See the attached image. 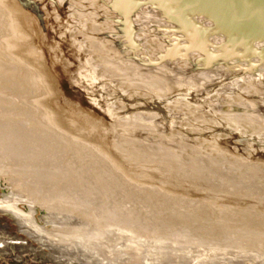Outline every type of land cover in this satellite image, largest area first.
<instances>
[{
	"label": "rangeland",
	"instance_id": "rangeland-1",
	"mask_svg": "<svg viewBox=\"0 0 264 264\" xmlns=\"http://www.w3.org/2000/svg\"><path fill=\"white\" fill-rule=\"evenodd\" d=\"M135 1L0 0V264H264V0Z\"/></svg>",
	"mask_w": 264,
	"mask_h": 264
},
{
	"label": "bare ground",
	"instance_id": "bare-ground-1",
	"mask_svg": "<svg viewBox=\"0 0 264 264\" xmlns=\"http://www.w3.org/2000/svg\"><path fill=\"white\" fill-rule=\"evenodd\" d=\"M133 0H131V2H132ZM152 1V0H151ZM167 1V0H166ZM165 1V2H166ZM122 2V1H121ZM120 1L118 2V3H121ZM124 2V1H123ZM134 2H136L135 0H134ZM155 2V1H154ZM163 2H164V0H163ZM133 3V2H132ZM132 3H130V6H131V4ZM156 3V2H155ZM157 3H159V2H157ZM162 3V2H161ZM168 4V3H167ZM85 5V4H84ZM125 5V4H124ZM90 6V5H89ZM120 6V5H119ZM156 6V5H155ZM118 8V7H117ZM122 8V7H121ZM120 8V9H121ZM124 8V7H123ZM158 8V7H157ZM171 8V7H170ZM125 9V8H124ZM113 10V9H112ZM126 10V9H125ZM128 10V9H127ZM121 11V10H120ZM124 13H126V12H124ZM160 13V12H159ZM158 13V14H159ZM172 14V13H171ZM151 17H152V14H151ZM157 17V16H156ZM154 18V17H153ZM154 21V20H153ZM127 24V23H126ZM157 24V23H156ZM158 25V24H157ZM184 25H186V24H184ZM183 24H182V26H184ZM124 26H126V25H124ZM123 26V27H124ZM128 26V25H127ZM156 26V25H155ZM129 27V26H128ZM185 27V26H184ZM187 28H188V26H186ZM185 27V28H186ZM190 27V26H189ZM144 28V27H143ZM147 28V27H146ZM182 29V28H181ZM122 30V29H121ZM126 30H128V29H126ZM153 30V29H152ZM172 30V29H171ZM185 30H187V31H189L188 29H185ZM124 31V30H123ZM155 31V30H154ZM177 31V30H176ZM184 31V30H183ZM186 31V32H187ZM150 32V31H149ZM156 32V31H155ZM131 33V32H130ZM152 33H153V31H152ZM149 34V33H148ZM151 34V33H150ZM177 34V33H176ZM184 34V33H183ZM121 35H122V33H121ZM130 35V34H129ZM128 35V36H129ZM186 35V34H185ZM126 37V36H125ZM156 39V38H155ZM91 40V39H90ZM123 40V39H122ZM112 41V40H111ZM117 41V40H116ZM125 41V40H124ZM127 41H129V40H127ZM124 43V42H123ZM132 43V42H131ZM161 43V42H160ZM172 43H174V42H172ZM92 45V44H91ZM153 45H154V43H153ZM125 46V45H124ZM171 46V45H170ZM176 46V45H175ZM91 47V46H90ZM132 47H133V45H132ZM136 47V46H135ZM153 48V47H152ZM152 48L150 49V50H152ZM126 49V48H125ZM159 49V48H158ZM130 50V49H129ZM160 50V49H159ZM94 51V50H93ZM113 51V50H112ZM138 53V52H137ZM97 54V53H96ZM99 54V53H98ZM114 55V54H113ZM206 55V54H205ZM94 56V55H93ZM98 56V55H97ZM120 57V56H119ZM127 57H128V55H127ZM206 58V57H205ZM96 59V58H95ZM126 59V58H125ZM128 59V58H127ZM95 61V60H94ZM93 61V62H94ZM103 63V62H102ZM130 63V62H129ZM96 64H97V62H96ZM226 64V63H225ZM140 67V66H139ZM99 69V68H98ZM178 72V71H177ZM156 73V72H155ZM163 74H165V73H163ZM158 75V74H157ZM172 75V74H171ZM159 76V75H158ZM165 76V75H164ZM166 76H168V75H166ZM178 77V76H177ZM158 78V77H157ZM159 78H160V76H159ZM165 78V77H164ZM171 78V77H170ZM249 79V78H248ZM167 80V79H166ZM154 81V80H153ZM249 81H250V79H249ZM145 82V81H144ZM247 82V81H246ZM136 84V83H135ZM252 84V83H251ZM145 85V84H144ZM236 85V84H235ZM247 85V84H246ZM258 85V84H257ZM188 86V85H187ZM244 86H245V83H244ZM248 86V85H247ZM252 86V85H251ZM144 87H146V86H144ZM229 87H232V86H229ZM238 87V86H237ZM186 88V87H185ZM234 88V87H233ZM244 88V87H243ZM254 88V87H253ZM258 88V87H257ZM230 89V88H229ZM236 89H238V88H236ZM247 89H249V88H247ZM183 90V89H182ZM233 90V89H232ZM243 90H245V89H243ZM242 90V91H243ZM184 91V90H183ZM182 91V92H183ZM229 91V90H228ZM235 91V90H234ZM176 92V91H175ZM186 92H188V91H186ZM247 92V91H246ZM264 92V91H263ZM190 93V92H189ZM229 93V92H228ZM253 93H255V91H253ZM252 93V94H253ZM161 94H163L162 92H161ZM165 94V93H164ZM174 94V93H173ZM181 94V93H180ZM224 94H226V93H224ZM234 94V93H233ZM263 94V93H262ZM246 95H248V94H246ZM256 95H258L257 93H256ZM162 96V95H161ZM172 96H174V95H172ZM223 96H225V95H223ZM238 96H240V95H238ZM190 97V96H189ZM226 97V96H225ZM230 97H231V94H230ZM241 97V96H240ZM175 98V97H174ZM234 97H232V99H233ZM170 99V98H169ZM219 99H221V98H219ZM218 99V100H219ZM228 99H230V98H228ZM236 99H238V98H236ZM161 100V99H160ZM231 100V99H230ZM257 100V99H256ZM174 101V100H173ZM220 101V100H219ZM226 101V100H225ZM229 101V100H228ZM234 101V100H233ZM182 102H184V101H182ZM182 102H180V103H182ZM235 102V101H234ZM238 102V101H237ZM258 102V101H257ZM157 103V102H156ZM172 103V102H171ZM227 103V102H226ZM231 104H232V102H230ZM158 104V103H157ZM184 104V103H183ZM250 104V103H249ZM230 105V104H229ZM239 105V104H238ZM245 105V104H244ZM247 105H248V103H247ZM251 105V104H250ZM254 105V104H253ZM186 106V105H185ZM234 106V105H233ZM240 106H241V104H240ZM242 106H243V104H242ZM152 107V106H151ZM182 107V106H181ZM187 107H189V106H187ZM253 107V106H252ZM155 108V107H154ZM161 108V107H160ZM195 108V107H194ZM193 108V109H194ZM263 108V107H262ZM150 109V108H149ZM156 109V108H155ZM251 109V108H250ZM254 109V108H253ZM232 110V109H231ZM235 110V109H234ZM238 110V109H237ZM236 110V111H237ZM252 110V109H251ZM255 110V109H254ZM160 112V111H159ZM232 112V111H231ZM234 112V111H233ZM254 112V111H253ZM153 113V112H152ZM157 113H158V111H157ZM163 113V112H162ZM225 113V112H224ZM227 113V112H226ZM147 115V114H146ZM156 115V114H155ZM160 115V114H159ZM204 115V114H203ZM206 115V114H205ZM257 115V114H256ZM156 116H158V115H156ZM230 116V115H229ZM232 116H234V115H232ZM231 116V117H232ZM250 116V115H249ZM165 117V116H164ZM167 117V116H166ZM254 117V116H253ZM259 117V116H258ZM156 118V117H155ZM207 118V117H206ZM224 118H225V116H224ZM239 118V117H238ZM241 118V117H240ZM246 118H248V117H246ZM251 118H252V116H251ZM157 119H159V118H157ZM255 119V118H254ZM257 119V118H256ZM255 119V120H256ZM152 120V119H151ZM160 120V119H159ZM164 120V119H163ZM169 120V119H168ZM224 120V119H223ZM237 120V119H236ZM195 121V120H194ZM204 121V120H203ZM231 121H233V120H231ZM235 121V120H234ZM240 121V120H239ZM254 121V120H253ZM261 121V120H260ZM155 122V121H154ZM166 122V121H165ZM169 123V122H168ZM235 123V122H234ZM262 123V122H261ZM161 124V123H160ZM164 124V123H163ZM166 124V123H165ZM236 124V123H235ZM238 124V123H237ZM240 124V123H239ZM246 124V123H245ZM248 124V123H247ZM250 124H252V123H250ZM249 124V125H250ZM144 125V124H143ZM169 125V124H168ZM152 126V125H151ZM154 126V125H153ZM163 126V125H162ZM166 126V125H165ZM246 126V125H245ZM257 126V125H256ZM258 126H259V124H258ZM262 126V125H261ZM253 127V126H252ZM255 127V126H254ZM148 128V127H147ZM155 128H156V126H155ZM154 128V129H155ZM164 128V127H163ZM166 128V127H165ZM149 129H150V127H149ZM167 129V128H166ZM247 129V128H246ZM197 130H199V129H197ZM196 130V131H197ZM156 131V130H155ZM159 131V130H158ZM153 132V131H152ZM161 132H162V130H161ZM143 134V133H142ZM164 136H166V135H164ZM155 137V136H154ZM141 138V137H140ZM164 138V137H163ZM217 138V137H216ZM144 139V138H143ZM159 139V138H158ZM214 139V138H213ZM138 140V139H137ZM145 140V139H144ZM156 140V139H155ZM165 140V139H164ZM146 141V140H145ZM211 141V140H210ZM134 142H135V140H134ZM137 142V141H136ZM154 142V141H153ZM157 142V141H156ZM212 142H214V140L212 141ZM211 143V142H210ZM132 144H135V143H132ZM137 144V143H136ZM146 144V143H145ZM140 145V144H139ZM142 145H144V143L142 144ZM164 145V144H163ZM212 145V144H211ZM61 146V145H60ZM59 146V147H60ZM145 146V145H144ZM167 146H169V145H167ZM172 146V145H171ZM143 147V146H142ZM164 147H166V146H164ZM127 148V147H126ZM145 148V147H144ZM144 150V149H143ZM216 150V149H215ZM130 151H132L131 149H130ZM212 151V150H211ZM223 151V150H222ZM123 152V151H122ZM217 152V151H216ZM124 154V153H123ZM127 154V153H126ZM220 157V156H219ZM169 158V157H168ZM167 158V159H168ZM243 160V159H242ZM244 165V164H243ZM239 166V165H238ZM241 166H242V164H241ZM240 166V167H241ZM248 167V166H247ZM260 167V166H259ZM238 168V167H237ZM249 168V167H248ZM233 170H234V168H233ZM213 171H215V170H213ZM238 172V171H237ZM240 173V172H239ZM247 173V172H246ZM250 173V172H249Z\"/></svg>",
	"mask_w": 264,
	"mask_h": 264
}]
</instances>
